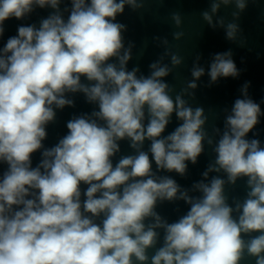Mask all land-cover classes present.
Masks as SVG:
<instances>
[{"label":"clouds","instance_id":"clouds-1","mask_svg":"<svg viewBox=\"0 0 264 264\" xmlns=\"http://www.w3.org/2000/svg\"><path fill=\"white\" fill-rule=\"evenodd\" d=\"M146 2L0 0V38L6 21L51 9L0 47V264H264V99L245 82L223 126L209 131L195 90L205 75L209 87L240 75L231 49L207 69L197 54L179 91L166 78L184 58L167 36L153 37L163 51L147 73L129 68L136 44L117 18ZM249 2L208 0L200 16L243 46L238 21ZM222 8L233 9L231 21ZM170 19L182 28L180 12ZM77 95L91 111L73 114L45 146L57 110L75 107ZM206 150L202 179L183 187L171 174L185 178ZM241 181L243 197L230 195ZM178 201L187 211L170 222L158 209Z\"/></svg>","mask_w":264,"mask_h":264},{"label":"water","instance_id":"water-1","mask_svg":"<svg viewBox=\"0 0 264 264\" xmlns=\"http://www.w3.org/2000/svg\"><path fill=\"white\" fill-rule=\"evenodd\" d=\"M67 2V0H66ZM63 7V5H62ZM208 8V0H147L145 8L140 12H132L126 8L123 15L118 16V20L128 26L125 33L126 40L134 41L136 48L133 50V60L129 62V68L138 65L142 72H148V64L154 61L163 51L154 42V36H167L172 44V50L178 52L184 58V63L175 69L173 74L167 77L168 82L179 91L187 80H191L190 69L197 54L201 55L200 64L207 69V66L214 53L224 52L229 49L233 52V59L240 70V75L236 78H221L217 83L209 85V77L203 76L198 81V88L195 90V100L193 105L204 107L209 116L208 128L215 124L223 126L225 113L223 109L230 110L234 100L240 96V88L245 82H250L249 95L260 102L264 99V0H254L249 2L246 11L241 14L238 23L242 29L243 46L238 42H230L225 37L222 28L215 30L209 27L201 18L200 13ZM51 9H36L30 17L24 20L10 19L5 22V34L0 38L2 47L10 36L17 34L18 25L37 23L41 18H46ZM180 12L183 17L181 29H176L170 19L172 12ZM232 8H222L219 15L225 17L226 22L231 21ZM182 30L185 35L180 41L172 39L174 31ZM264 109V104H261ZM92 106L88 105L82 95L75 97V107H66L57 110L56 122L47 128L48 138L44 141L45 146L51 147L57 143L58 139L67 133L66 122L73 114L90 112ZM218 117V118H217ZM177 121L173 117V122L168 126L167 132H171L176 127ZM259 138L264 141V117L257 125ZM251 136V133L249 134ZM122 151L126 154L130 150L127 143H122ZM39 153L33 156V166L39 161ZM211 159L210 150H206L198 158L196 165L189 163L187 176L181 178L176 174H171L183 187H190L193 182L202 179V172L206 170ZM230 195L243 197V181L238 182L234 189L229 190ZM179 208V212L174 209ZM158 211L166 216L169 221H174L179 215L187 211V205L182 201L176 204L160 206Z\"/></svg>","mask_w":264,"mask_h":264}]
</instances>
